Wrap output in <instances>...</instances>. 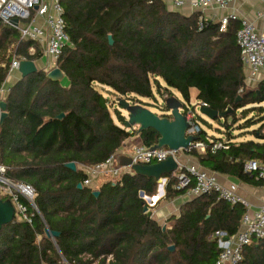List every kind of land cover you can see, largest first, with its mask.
I'll list each match as a JSON object with an SVG mask.
<instances>
[{"label":"trees","instance_id":"16d2710c","mask_svg":"<svg viewBox=\"0 0 264 264\" xmlns=\"http://www.w3.org/2000/svg\"><path fill=\"white\" fill-rule=\"evenodd\" d=\"M59 2L70 45L56 68L66 84L39 70L17 80L3 99L7 115L0 126V165L8 179L33 188L37 211L19 198L31 223L14 211L12 222L2 226L0 264H216L217 234L230 237L239 231L243 206L205 194L160 224L143 212L146 204L139 197L140 191L156 195L152 178L124 173L101 182L97 197L95 190L77 185L84 179L81 167L104 162L135 135L137 144L157 145L156 131L125 128L124 117L113 109L115 103L122 108L130 101L154 100V89L160 95L178 93L184 109L192 89L212 111L230 109L214 120L216 128L205 122L200 137H223L229 149L191 156L212 173L263 184L243 172L248 160L264 163V79L245 86L236 43L239 22L229 21L221 33L218 22L206 20L199 30L200 13L170 11L162 0ZM12 45L17 58L36 62L42 57L39 49L29 55L32 44L19 42L14 28L0 24V87ZM68 163L76 165L75 172L65 168ZM163 177L164 200L183 193L174 189V173ZM45 228L59 236L51 240ZM238 264H264V238L244 247Z\"/></svg>","mask_w":264,"mask_h":264},{"label":"built area","instance_id":"2783aa9c","mask_svg":"<svg viewBox=\"0 0 264 264\" xmlns=\"http://www.w3.org/2000/svg\"><path fill=\"white\" fill-rule=\"evenodd\" d=\"M173 8L179 9L190 1L192 8L201 10L206 6H215L224 9L235 0H170ZM258 17H260L258 15ZM16 21V25L12 24ZM206 20L199 17V30L203 28ZM229 21H238L239 29L236 33V43L240 51V60L245 71L244 83L247 88H253L264 78V33L258 32L255 25L245 18L238 19L235 14L223 16L218 21L219 32H225ZM0 24L14 28L19 37V42H29L31 47L27 53L35 54L40 50L41 58H47L45 73L56 68V63L62 51L70 45L69 37L65 31L63 9L59 0H0ZM7 57L11 58L6 81L0 87V102L6 97L9 89L6 88L7 80L18 72L19 64L25 58H17L15 46L12 45ZM239 92H242L240 90ZM199 108H208L204 102L198 103ZM182 115L186 121L185 137L190 140L188 146L181 150H172L167 147H147L142 144L132 145L126 158L134 165H152L173 158L177 169L173 172L176 184L174 189L183 192L189 198L199 197L205 194H215L219 200L227 204L241 205L245 213L241 220L239 231L233 236L225 233L217 234L219 254L216 264H238L242 260L244 247L264 238V206L250 213L248 204L238 195L236 184L223 185L212 173L197 164L185 163L183 156L192 152L203 154L206 149L211 152L228 150L229 144L223 137L213 140L210 135L203 136L202 129L197 122L195 110L187 107L182 109ZM171 120V116L167 117ZM119 152V151H118ZM115 153L104 162L92 166L81 167L84 175L82 186L97 190L101 182L115 180L124 173L131 172L130 167L120 164L118 154ZM243 172L252 175L256 180L263 182L264 163L257 160H248L243 164ZM166 183V179H165ZM141 192V191H140ZM139 192V194H140ZM0 197L10 200L16 214L25 222L31 223L27 207L19 202L22 198L35 211L33 200L35 192L27 184L11 181L5 176V168L0 165ZM140 197V196H139ZM148 207L152 209L160 200L157 196L140 197Z\"/></svg>","mask_w":264,"mask_h":264},{"label":"water","instance_id":"95a60500","mask_svg":"<svg viewBox=\"0 0 264 264\" xmlns=\"http://www.w3.org/2000/svg\"><path fill=\"white\" fill-rule=\"evenodd\" d=\"M16 23V21L12 22L14 26ZM108 43L109 45L113 44L111 36H108ZM37 71H39V69L37 68L35 62L25 60L21 61L19 64L18 73L20 78L34 74ZM46 77L53 82H62L64 80V75L58 68H54L47 72ZM122 108L127 110L128 103H125ZM230 112L231 110L229 109L225 113L219 114L209 108H199V113L212 121H214L216 118H224ZM6 115V104L4 101H1L0 126L2 125ZM169 116H171V120L165 117H158L148 109L140 108L133 113H128V120L125 122V128H129L134 125L139 130L152 129L159 135L157 147H167L176 151L185 149L190 142V140L185 137V118L182 115V112H180L177 108L171 109ZM62 117L63 115L60 114L57 119H61ZM119 162L125 167H130L134 174L154 179L158 184L156 195L164 194L165 178L163 176L171 174L177 169V164L173 158H168L163 162L152 165H132L131 161L124 157L119 158ZM65 168L72 172L76 171V165L74 163L66 164ZM77 188L81 189L82 185L78 184ZM98 194L99 193L97 191L93 192L95 197H97ZM139 196L143 197L144 193L141 191ZM146 199L149 200L150 198L147 197ZM143 212L147 216H151V212L148 210L147 205L143 208ZM13 216L14 208L12 204L8 202H2L0 200V230L3 225L12 222ZM45 234L53 241L59 236L57 232L50 231L48 228H45ZM173 249V246L169 247L170 251H173Z\"/></svg>","mask_w":264,"mask_h":264},{"label":"crops","instance_id":"0c3cea01","mask_svg":"<svg viewBox=\"0 0 264 264\" xmlns=\"http://www.w3.org/2000/svg\"><path fill=\"white\" fill-rule=\"evenodd\" d=\"M162 1H164L170 11H176L185 16H189L192 13L198 12L200 13V16L202 18L211 22H218L223 16H226L228 14H235L238 19L245 18L248 21H251L255 25V28L258 30V32L264 33V0H235V2L228 5L224 9H219L215 6H206L201 10H195L194 8H192L190 1H187L186 4L179 9L173 8L170 0ZM258 15L260 17H258ZM47 62H50V60L44 57L37 60L35 64L39 70H44ZM19 79V73H14L11 80L7 81L6 88L9 89V87L12 86ZM196 94L197 92H195L194 94L195 97ZM137 142V135H135L133 138L129 139V141H127L122 147V149L118 152V154H120L119 156L126 158L131 146L137 144ZM182 160L185 163L199 165L198 162L191 155L183 156ZM215 176L218 182L223 185H228L230 183L237 185L238 195L248 204L247 211H249L250 213L264 206L263 184L250 185L247 183H242L237 179L225 175L215 174ZM155 196H157L160 200L149 211H152L151 217L160 224H163L164 221L171 216H178L180 207L184 203L192 199L187 197L184 193L174 197L172 200L169 201L164 200V194ZM163 200L164 202L161 203V201Z\"/></svg>","mask_w":264,"mask_h":264},{"label":"rangeland","instance_id":"374dc122","mask_svg":"<svg viewBox=\"0 0 264 264\" xmlns=\"http://www.w3.org/2000/svg\"><path fill=\"white\" fill-rule=\"evenodd\" d=\"M9 80H11V78H9L7 81ZM63 83H66V81L63 80ZM190 91H191V99L188 107L195 110L196 119L200 127L206 129V124H204L206 122L212 125L214 128H216L218 125L216 124L215 121L209 120L208 118H206L205 116L199 113V107H198L199 102L196 100V97L194 96L196 91L194 89ZM154 97H155L154 100L138 99V101H130L128 102L127 110L126 109L124 110L123 108H118L117 107L118 104H116L112 99H111V103L112 104L115 103L113 109H117L124 117L125 121L128 120L129 112L133 113L140 108L148 109L152 113L156 114L158 117H165V118L169 117L171 109L177 108L180 112L183 109L181 98L179 94L174 91L171 92L170 94L161 91V95H160L154 89ZM111 114L112 117L116 120V116L113 110H111ZM238 140L240 141L242 139L238 138ZM162 202H164V200L161 201V203Z\"/></svg>","mask_w":264,"mask_h":264}]
</instances>
